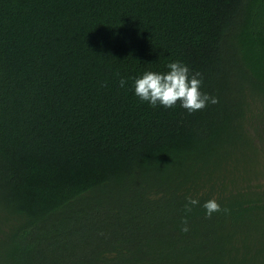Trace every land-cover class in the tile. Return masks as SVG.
Here are the masks:
<instances>
[{"label":"trees","instance_id":"trees-1","mask_svg":"<svg viewBox=\"0 0 264 264\" xmlns=\"http://www.w3.org/2000/svg\"><path fill=\"white\" fill-rule=\"evenodd\" d=\"M0 264H264V0H0Z\"/></svg>","mask_w":264,"mask_h":264},{"label":"clouds","instance_id":"clouds-1","mask_svg":"<svg viewBox=\"0 0 264 264\" xmlns=\"http://www.w3.org/2000/svg\"><path fill=\"white\" fill-rule=\"evenodd\" d=\"M167 71L145 70L141 75L134 78L132 90L141 102H147L150 106H163L185 109L188 113L206 108L209 104L218 103V98L202 91L203 77L199 72H191L189 66L180 60L168 61L165 65ZM126 77H119L118 86L125 88ZM158 195V194H157ZM155 198V197H154ZM184 205L185 213H190L194 206L200 205V201L192 196H186ZM204 209L205 216L229 209H221L215 198L208 199L200 205ZM181 232L189 230L187 218L182 217Z\"/></svg>","mask_w":264,"mask_h":264}]
</instances>
